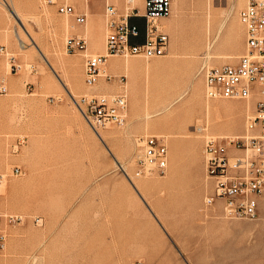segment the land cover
I'll use <instances>...</instances> for the list:
<instances>
[{"label":"rangeland","instance_id":"obj_1","mask_svg":"<svg viewBox=\"0 0 264 264\" xmlns=\"http://www.w3.org/2000/svg\"><path fill=\"white\" fill-rule=\"evenodd\" d=\"M64 1L70 3L0 0V46L6 48L0 53V79L6 78L9 85L8 92H0V211L22 216L8 227L0 264H253L247 258L248 247L264 243V210L254 219L230 218L221 200L213 204L215 209L206 205L214 178L207 172L204 148L208 136L243 134L253 109L239 108L245 107L243 100L235 109L227 102L238 100H207L199 73L204 63L232 62L244 51L246 35L239 11L248 0H215L218 6L210 13L207 8L202 13L200 7L211 0H185L189 8L175 7L169 17L159 20L171 36L165 55L149 59L117 55L123 64L140 60L156 64L158 71H135L128 90L125 71L114 73L109 68L112 77L103 75L98 81L108 85L106 91L85 83L84 53L97 51L88 46L86 52H68L66 40L83 25L97 45L101 38L105 44L108 30L96 22L92 32L90 19L78 24L74 16L59 13L58 5ZM124 3H116L120 11ZM136 6L144 12L143 0ZM170 20L175 26H167ZM133 21L145 28V19ZM201 22L206 27L203 34ZM15 31H22L20 41L27 47H19ZM210 41L212 54L207 53ZM233 51L234 56H228ZM14 62L19 70H12ZM126 87L127 123L100 129L106 134L102 140L75 98L92 92L112 95ZM186 88L203 102L218 105L209 113L210 131L196 128L209 119L206 106L198 102L179 111L173 104L145 119L146 104L152 110L160 102V108ZM143 133L167 137L171 163L165 174L139 176L148 184L141 195L132 181L136 182V137ZM16 165L21 175L13 173Z\"/></svg>","mask_w":264,"mask_h":264},{"label":"built area","instance_id":"obj_2","mask_svg":"<svg viewBox=\"0 0 264 264\" xmlns=\"http://www.w3.org/2000/svg\"><path fill=\"white\" fill-rule=\"evenodd\" d=\"M48 1L55 3L56 0ZM173 4L174 0H143L144 12L139 13L134 0H125L122 11L116 2L106 0L105 26L108 32L105 51L84 53L86 85L98 83L109 56H142L149 59L165 55L171 37L159 20L172 14ZM58 11L74 16L78 24L87 22V15L78 14L75 6L67 1L58 5ZM239 17L246 35L243 53L232 62L216 65L204 63L199 73L204 79L207 98L246 101L250 103L253 115L247 117L243 134L208 136L205 139L207 172L214 178L213 192L205 202L212 205L221 200L228 217L254 219L258 217L264 199V0H248L239 11ZM132 18L145 19V28L131 21ZM66 49L71 53L86 52L88 42L84 36L75 34L67 38ZM5 50V46H0V53H5ZM12 65V70L21 67L15 62ZM111 77L105 73V78ZM8 91V81L1 78L0 92ZM75 102L96 132L111 125L127 123V88L112 95L96 92L84 94L80 99L75 98ZM136 143L135 177L162 175L168 171L170 154L164 134L143 133L136 137ZM12 171L16 175L23 173L20 166H14ZM125 173L133 180L126 170ZM21 220V215L0 211V253L6 248L8 227ZM35 220L42 223L40 217Z\"/></svg>","mask_w":264,"mask_h":264},{"label":"bare ground","instance_id":"obj_3","mask_svg":"<svg viewBox=\"0 0 264 264\" xmlns=\"http://www.w3.org/2000/svg\"><path fill=\"white\" fill-rule=\"evenodd\" d=\"M116 1V3H118V0H115ZM138 0H134V3H136ZM125 4V3H124ZM194 6V5H193ZM217 7L218 5H216V3H215V0H211L209 3H208V5L206 6V5H201V11H202V13H205V9L207 8L208 10H209V13H210V10H211V8L212 7ZM179 8L180 10H182V11H184V10H186L187 8H189V5L187 4V2L185 1V0H174V4H173V9L174 8ZM177 10V9H176ZM208 15H210V14H208ZM20 18V17H19ZM210 19V18H209ZM208 19V20H209ZM210 21V20H209ZM174 22L172 21V20H170L169 22H168V24H167V26H169L170 24H173ZM224 23V22H223ZM174 24H176V23H174ZM173 24V25H174ZM22 26V25H21ZM67 26V25H66ZM68 26H69V23H68ZM175 26V25H174ZM102 27V26H101ZM199 29H200V31H201V33L203 34L204 33V31H205V22H201L200 24H199ZM23 28V27H22ZM23 30V29H22ZM25 30V29H24ZM23 30V33L24 34H27L25 31ZM177 32V31H176ZM208 32L210 33V30H208ZM22 33V31H15V36H16V38H17V41L19 42V47L20 48H25V47H27L26 45H24V44H22V42L20 41L21 39H22V37H23V34ZM178 34V33H177ZM176 34V35H177ZM84 37L86 38V40H87V42H88V46H89V48H91V47H97V46H101L102 47V45H104V43H103V39L101 38V42H100V45H99V43H98V45H97V42H96V37L94 36V35H92L90 32H88V30H85V32H84ZM217 37V36H216ZM217 38H219V37H217ZM214 40H215V38H214ZM213 41V40H212ZM174 42V41H173ZM172 42V43H173ZM215 43V42H214ZM7 44L9 45V44H11V42L8 40V42H7ZM174 45V44H173ZM214 45V44H213ZM237 45H239V43L237 44ZM207 47H208V50L209 51H207V53L208 54H210L211 52H210V50H211V41L209 42V45H207ZM237 47V46H236ZM175 48V47H174ZM178 49V48H177ZM88 51V50H87ZM8 52V51H7ZM212 54V53H211ZM234 51L233 52H231V53H229L228 54V56H234ZM7 56H8V54H7ZM10 56V55H9ZM205 57H206V55H205ZM117 66H122V67H124V71H125V75L129 78V81H128V83L126 82V84H127V87H128V90H129V83L130 84H133V82H134V72L135 71H143V72H145V73H151V72H154V71H158L157 70V67H156V64L154 65H152L151 63H142L140 60H136L135 62H134V64L132 65V63H125V64H123L122 63V61H119L117 64H116ZM172 65L173 64H171L170 66H169V68L170 67H172ZM110 66H111V63H110V61H108L107 63H106V65L104 66V77H105V73L106 74H108V69L110 68ZM190 69L192 68V64H190ZM107 69V70H106ZM8 74L10 73L9 71L7 72ZM11 80H13V78H10V81ZM104 80V79H103ZM190 85V84H189ZM189 85H188V88H189ZM110 86V85H109ZM89 87H92V86H89ZM94 88H97L99 91H103V90H105L106 91V89L108 88V85H106V83H101L100 85L98 84V83H96L94 86H93ZM111 87V86H110ZM126 87V88H127ZM188 88H186L184 91H183V93L178 97V98H176V99H171V100H169L168 101V103L167 104H164L163 106H161L160 108H159V104H160V102H158L157 104H155L153 107H152V110H151V107L148 105V104H146V106H145V113H146V116H145V119H149V118H152L153 116H155V115H157V114H159V113H161L162 111H164L163 109H167L168 108V106H170V105H175V108H176V111L178 110H180L181 108H184L185 107V105H191V106H193L194 104H196L197 102L198 103H200V104H204L205 106H206V116L207 117H209V113H210V110H211V107H213V108H215V109H218V105L217 104H214V105H212L211 104V102L210 101H207V100H213V99H207V100H205L204 102L202 101V98H200V97H198V95H196V94H194L193 95V93H192V91L190 92L189 90H188ZM96 89V90H97ZM132 89H133V87H132ZM112 90V89H111ZM111 90H109L110 92H111ZM69 91V93L73 96V93L70 91V90H68ZM190 92V93H189ZM103 93V92H102ZM107 93V92H106ZM87 94V93H86ZM104 94V93H103ZM109 94V93H108ZM204 95H205V93H204ZM178 96V95H177ZM176 96V97H177ZM74 97V96H73ZM140 99H142V97L141 96H138ZM75 98V97H74ZM196 99H198L197 101H196ZM230 100V99H229ZM219 101V100H218ZM239 100H238V102H234V101H228L227 102V106L229 107V108H234L235 109V107L236 108H238L240 105H239ZM216 103H217V101H216ZM241 103H243V101H241ZM245 103V102H244ZM243 103V104H244ZM242 104V105H243ZM239 105V106H238ZM186 106V107H187ZM220 107V106H219ZM239 108H244L245 110H247V111H250V110H252V107L250 106V103H245V107H239ZM220 109V108H219ZM243 109V110H244ZM223 110V109H222ZM239 110V109H238ZM242 110V109H241ZM217 111V110H216ZM230 111H231V109H230ZM246 111V112H247ZM217 113V112H216ZM200 119V118H199ZM217 120V119H216ZM233 120V119H232ZM207 121H208V123L207 124H205V125H203V123L202 122H200V124H198L197 125V130L198 131H200V132H204V131H210L209 130V128H210V125H211V119H210V117H209V119H207ZM234 121V120H233ZM236 122H238V121H236ZM192 126H194L193 124H191ZM216 125V124H215ZM237 125V124H236ZM216 127V126H215ZM237 127V126H236ZM216 129V128H215ZM214 129V130H215ZM231 129V128H230ZM188 130L189 131H193V129H191L190 127H188ZM235 132V131H234ZM97 134L99 135V137L102 139V140H104V138H105V133H101L100 131L98 132L97 131ZM126 174V173H125ZM135 179V178H134ZM137 179V180H136ZM136 179H135V181L136 182H134V181H132V184H133V186L141 193L144 189H145V187L148 185L146 182H144L143 180H141L139 177H136ZM200 190H202V189H200ZM141 195H143L142 193H141ZM144 197V196H143ZM214 208H215V206H214ZM217 208V207H216ZM254 224V223H253ZM241 226V225H240ZM258 226V225H257ZM245 227H247V228H250V227H252L253 229L255 228L254 226H252L251 224H246L245 225ZM262 227H263V230H264V224L262 225ZM244 228V227H243ZM252 228H250V229H252ZM256 228H258V227H256ZM252 229V230H253ZM261 229V228H260ZM248 241H249V239H248ZM251 244H253V243H251ZM248 255H247V258L248 259H250L249 260V263L251 262V260H252V263L253 264H264V243L263 242H261V243H254L253 245H250L249 247H248ZM243 251V250H242Z\"/></svg>","mask_w":264,"mask_h":264},{"label":"crops","instance_id":"obj_4","mask_svg":"<svg viewBox=\"0 0 264 264\" xmlns=\"http://www.w3.org/2000/svg\"><path fill=\"white\" fill-rule=\"evenodd\" d=\"M113 2H115L114 0H112ZM91 0L87 1V4H84L81 0H70V3L72 5L75 6L76 8V12L78 14H86L87 15V21L90 19L91 20V31L93 32L92 28H93V25L96 23V22H99L100 24V27L102 26L103 27V24L105 25V0L103 2V0H98L97 4L95 5H91ZM118 5V4H117ZM134 18L131 19V21H133ZM74 21H75V18H74ZM135 22V21H133ZM101 27V28H102ZM87 28H85L83 25H80L79 27H77L76 29V34L77 35H81L83 36L84 35V32ZM89 30V29H88ZM90 31V30H89ZM102 35H103V30H102ZM169 33V32H168ZM171 37V36H170ZM170 44H171V41H170ZM170 48V46H169ZM89 50L91 51H97V53H102L105 51V45H102L101 46H97V47H91L89 48ZM174 51L177 50V48H174L173 49ZM245 50V48H244ZM169 51V50H168ZM243 53V52H242ZM110 61L111 63V66H110V72H114V73H117V72H121L122 70H124V68L122 66H117L116 64L121 61L118 56H109L108 59H107V62ZM112 74V73H110ZM61 100V99H60ZM132 116H135V112H132ZM223 129H228V127H225ZM143 130V129H142ZM25 141V140H24ZM172 145H174V142H172ZM170 154V152H169ZM170 163H171V157H170ZM176 165V164H175ZM17 166V165H16ZM172 168L173 170H177L176 167L174 166V163L172 161ZM219 202V201H217ZM207 205V204H206ZM208 206V205H207ZM210 207H213L212 209H215L213 204L212 206ZM264 210V205L260 206V210H259V214L260 212H262ZM42 219V218H41ZM42 224V223H41ZM8 239V238H7Z\"/></svg>","mask_w":264,"mask_h":264}]
</instances>
